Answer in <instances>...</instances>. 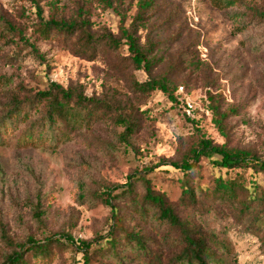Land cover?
<instances>
[{
  "label": "rangeland",
  "instance_id": "obj_1",
  "mask_svg": "<svg viewBox=\"0 0 264 264\" xmlns=\"http://www.w3.org/2000/svg\"><path fill=\"white\" fill-rule=\"evenodd\" d=\"M38 1L47 20H89L97 35L118 38L123 24L136 32L153 64L149 72L134 69L124 45L111 57L101 55L94 61L75 57L56 43L38 39L34 5L26 0H0V14L21 27L47 61L41 65L27 51L14 59L12 49L5 48L0 52V76L9 85L29 94L46 90L51 82L77 87L87 97L112 100L120 112L140 124L131 145L120 138L124 128L110 121L75 132L70 141H59L53 147L22 146L19 136L24 126L15 132L8 130L0 138V264L12 251L3 241V231L13 243L25 245L64 235L75 241L104 236L111 211L96 197L107 185H124L129 176L146 167L180 159L195 138L196 123L215 144L227 142L232 149L249 150L264 158V25L244 15V8L219 10L210 0H112L110 8L97 0ZM144 3L149 7L141 9ZM150 79L167 80L174 96L181 95L180 102L160 91L146 98L134 93L135 81ZM2 86L0 118L7 102ZM188 101L196 106L190 114ZM210 107L229 113L225 122L228 140L219 132ZM240 172L220 171L204 159L188 180L211 192L217 178L233 179ZM150 178L155 190L171 203L178 202L180 184L186 178L182 172L162 167ZM244 179L249 184L250 173ZM253 179L257 196L264 198V174ZM196 193L199 196L200 189ZM35 204H40L43 213L40 222L33 214ZM118 204L127 209L125 202ZM179 212L184 215L180 207ZM189 217L225 242L229 262L264 264V203L240 216L215 202L210 212L192 211ZM134 221L127 225L138 230ZM37 264L82 261L66 245L56 250L51 261Z\"/></svg>",
  "mask_w": 264,
  "mask_h": 264
},
{
  "label": "trees",
  "instance_id": "obj_2",
  "mask_svg": "<svg viewBox=\"0 0 264 264\" xmlns=\"http://www.w3.org/2000/svg\"><path fill=\"white\" fill-rule=\"evenodd\" d=\"M26 1L35 7L38 22L34 32L38 39L56 43L61 48L70 50L75 57L89 61H94L101 55L111 57L110 54L118 51L122 45L128 46V61L133 68L150 71L153 61L148 52L139 45L136 32L126 29L123 24L118 38L112 34L97 35L89 20H60L54 17L47 20L38 0ZM97 1L107 8L113 6L112 0ZM210 2L219 10L244 8V15L248 14L254 22L264 25V0ZM148 5L144 3L141 9ZM5 48L12 49L11 58L16 59L20 53L27 51L41 65H47L37 44L28 39L23 29L11 18L0 14V52ZM7 82L6 78L0 76V86L3 85L7 91V102L3 105L0 118V138L8 130L15 132L24 126V131L19 136L22 146L53 147L59 141H70L75 132L88 130L94 124L106 121L123 127L124 132L120 138L131 145V139L139 129V122L130 114L120 112L112 100L87 97L80 88H65L51 82L46 90L29 94L20 92ZM132 90L141 98L148 97L154 91L162 92L176 103L180 102L181 97L180 94L174 96L165 79L135 81ZM209 98L213 103L212 96ZM210 110L219 132L228 140L225 122L229 113H222L215 107H210ZM188 119H193L195 124V118L189 116ZM195 129V138L180 159L146 167L129 176L124 185H107L96 197V200H100L111 211L108 231L104 236H97L90 241H75L71 235H64L61 239L49 238L25 245L13 243L3 231V241L12 251L2 264L45 263L51 261L56 250L66 245L81 255L82 264H92L93 260L103 264H235L226 258L225 242L206 232L189 216L192 211L210 212L215 202L227 206L240 216L252 213L256 206L263 205L264 198L257 196V182L253 178L264 174V158L249 150L232 149L227 142L215 144L197 123ZM204 159L209 160L220 171L241 172L233 179L217 178L213 191L207 192L188 180V175L195 172ZM162 167L180 171L186 177L180 184L181 196L175 204L153 187L150 175ZM246 173L251 175L249 184L244 179ZM198 189L201 191L199 196L196 193ZM119 202H125L127 209L123 210ZM179 207L184 215L179 212ZM33 214L39 222L42 220L40 204L33 205ZM134 219V223L139 224L138 230L127 225V222ZM141 225H147L149 230L141 229Z\"/></svg>",
  "mask_w": 264,
  "mask_h": 264
},
{
  "label": "built area",
  "instance_id": "obj_3",
  "mask_svg": "<svg viewBox=\"0 0 264 264\" xmlns=\"http://www.w3.org/2000/svg\"><path fill=\"white\" fill-rule=\"evenodd\" d=\"M183 88H180V91H182ZM196 109L195 104H193L192 102H187V112L190 114L192 111H194Z\"/></svg>",
  "mask_w": 264,
  "mask_h": 264
}]
</instances>
